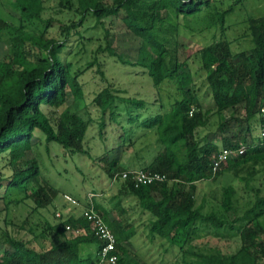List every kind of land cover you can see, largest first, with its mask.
Listing matches in <instances>:
<instances>
[{"label":"trees","instance_id":"obj_1","mask_svg":"<svg viewBox=\"0 0 264 264\" xmlns=\"http://www.w3.org/2000/svg\"><path fill=\"white\" fill-rule=\"evenodd\" d=\"M50 0H13L12 6L20 12L21 24L14 26L0 18V41L6 31L12 35L11 60L0 59V154L9 156L11 166H18L6 176L0 170V193L7 199L17 191L25 192L24 201L30 200L31 212L55 208L59 190L41 174L37 159L26 160V152L32 148L36 130L42 131L49 142L56 141L72 152L87 153L84 146L89 123L67 103L68 90L77 101L84 98L79 73L73 71L72 61H66L61 53L68 47L71 30L94 16L97 22L119 15L132 33L142 39L139 56L135 62L123 59L125 64L146 69L157 88V100L150 103L145 98L127 97L112 87L100 91L95 102L101 110L100 136L106 141L110 135L106 128L117 129L114 142L126 148L143 138L154 136L155 144L143 146L141 156L144 171H155L166 176L162 182L136 186L131 171L120 159H113L107 173L113 180L123 179L120 195L134 196L142 212L150 215V235L159 236L183 253L182 264H259L264 259V193L258 188L255 203L247 209L238 227L240 248L232 254L198 253L188 248L199 231L210 228L214 235L224 236V231L234 228L224 215L215 211L204 212L195 195L197 183L215 179L223 171L230 172L251 162L264 161V141L258 143L235 142L223 139V147L216 143H203L197 139L199 130L206 127L214 111L222 116L221 129H228L231 122L224 117L227 109L245 104L247 118L261 114L264 105V16L253 18L250 28L254 47L248 53H234L225 38L227 16L237 1L227 9L217 0H78L81 20L62 25L61 39L49 36L48 25L37 33L27 29L28 24L43 22V11ZM64 0H59L62 3ZM111 1V2H109ZM187 20L190 32L199 31L212 36L211 42L199 49L196 73L204 72L201 86L196 83V73L188 60L177 58L175 46L179 34V21ZM192 23V25L189 24ZM206 91L201 94V87ZM210 95L213 107L204 101ZM48 105L59 112L54 123L42 106ZM261 123L263 118L261 116ZM146 142V141H145ZM246 145L243 154L237 152L217 172L213 171V157L223 149L238 150ZM108 150V149H107ZM141 152V150L139 151ZM146 154L152 155L150 162ZM154 192H160L158 199ZM222 206L226 212L233 209L235 189L224 188ZM15 202V201H14ZM8 203H12L10 200ZM119 216L110 218V209L91 202L94 209L117 236V253L121 264H133L129 251L122 244L129 242L137 229L132 222H123L127 211L121 206ZM52 222L49 231L59 241L47 242L46 231L31 240H23L3 232L0 235V264H95L102 240L93 232L92 223L82 214ZM71 230H85L81 234H67ZM7 244V247H3ZM90 248L95 249L91 253ZM194 256V260H190Z\"/></svg>","mask_w":264,"mask_h":264},{"label":"rangeland","instance_id":"obj_2","mask_svg":"<svg viewBox=\"0 0 264 264\" xmlns=\"http://www.w3.org/2000/svg\"><path fill=\"white\" fill-rule=\"evenodd\" d=\"M13 0H0V18L5 19L14 26L21 24L20 12L15 9ZM111 2V1H109ZM223 9L230 7L233 0H217ZM78 9V0H50L43 11V22L36 21L28 24L27 29L41 32L46 25L49 36L61 39V26L78 23L81 15ZM124 11L119 15L103 18L100 22L94 16L86 18L84 23L71 30L68 47L61 53L66 61H72L73 71L79 73L80 82L84 89V98L75 100L72 92L68 90L67 103L72 111L82 115L88 121V131L84 139L87 153L72 152L56 141L49 142L46 135L36 130L32 138V148L26 152L25 159H37L41 174L59 190L55 201V208L44 209L42 212L32 213L33 203L23 200L25 192L17 191L7 199L0 196V235L3 232L23 240H31L46 231L47 242L59 241L55 233L49 231L48 220L52 222L66 219L70 216L79 217L88 210L91 202L99 203L103 208L110 209V218L119 216L120 207L115 208L119 198L121 206L126 208L124 215L120 216L123 222H132L137 234L122 244L129 251V260L133 264H182L184 258L182 251L176 245H171L159 236L150 235V215L142 212L137 199L129 195L119 196L124 184L123 179L113 180L107 173L111 160L117 158L129 170L142 169L141 159L143 146L155 144L154 136L143 141L140 138L135 145L125 147L114 142V133L117 129L106 128L109 139L104 141L100 136L101 110L95 98L106 87H112L119 95L127 97L145 98L150 103L157 100L158 91L145 68L125 64L123 59L135 62L139 56L142 39L132 33L123 21ZM264 16V0H240L227 16V31L225 38L231 43L234 53L250 52L254 47L251 20ZM172 23L179 21V34L177 35L176 55L180 61L188 60L192 71L200 67L196 54L199 49L211 42L212 36L199 31L190 32L185 26L187 20L176 19L173 14L168 18ZM192 25L191 22H189ZM12 33L6 31L0 41V59L11 60ZM196 83L203 84L205 73H196ZM203 94L207 87H201ZM206 107H213L210 95L204 101ZM43 110L55 123L59 119V112L48 105ZM224 117L231 122L230 128L221 129L222 116L214 111L206 127L199 130L197 139L203 143H216L223 147V139L228 138L233 143H258L264 141L261 136V114L258 113L249 120L245 104L227 109ZM146 141V142H145ZM108 149V150H107ZM141 150V152H139ZM150 162L152 155H145ZM18 166H11L9 156L0 154V170L10 176ZM232 185L235 189L234 206L226 212L222 206L224 188ZM261 188L264 193V161L251 162L230 172L223 171L215 179H205L197 183L195 195L198 204L202 205L204 212L215 211L225 215L234 228L224 231V236H215L214 231L205 228L199 231V237L188 248L204 254H232L241 246L238 227L242 222L237 221L243 217L256 201V193ZM1 195V193H0ZM160 199L161 193L154 192ZM75 199V203L70 199ZM12 203H8L9 201ZM15 201V202H14ZM67 234H76L67 229ZM4 244L3 247H7ZM94 253L95 249H89ZM195 257L191 256L190 260ZM259 264H264V259Z\"/></svg>","mask_w":264,"mask_h":264},{"label":"built area","instance_id":"obj_3","mask_svg":"<svg viewBox=\"0 0 264 264\" xmlns=\"http://www.w3.org/2000/svg\"><path fill=\"white\" fill-rule=\"evenodd\" d=\"M261 116L263 118V124L261 127V136L264 140V105L261 109ZM246 150V145H241L238 150L234 149H223L221 152L216 153L213 157V171L217 172L222 166L228 163V160L232 158L235 154L240 153L243 154ZM132 175V179L134 180L136 186L140 184H152L154 182H162L166 179V176L155 171H144V170H133L131 174L125 172L122 175L123 179L128 178ZM75 203V199H70ZM84 215L87 217L89 221L92 223L93 232L102 240V248L98 252L99 259L95 264H121L119 254L117 253V236L110 228V226L104 221V219L100 216V214L94 209V207H90ZM68 229H71L68 226ZM86 231H74L76 235L85 233Z\"/></svg>","mask_w":264,"mask_h":264}]
</instances>
